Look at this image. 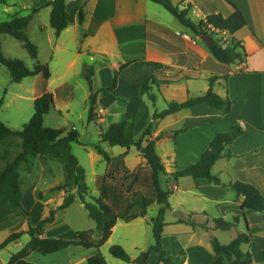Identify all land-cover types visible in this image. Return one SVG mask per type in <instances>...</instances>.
<instances>
[{"label":"crops","instance_id":"crops-1","mask_svg":"<svg viewBox=\"0 0 264 264\" xmlns=\"http://www.w3.org/2000/svg\"><path fill=\"white\" fill-rule=\"evenodd\" d=\"M41 1L43 4L39 13L46 8L51 15L52 8L48 6L50 0ZM172 2L181 9L190 7L189 17L196 23L206 21L212 14L228 18L236 9L239 10L248 26L234 35L229 34V38L242 45L247 55L246 60L231 65L220 63L209 49L212 42L209 36L194 35L163 6L150 0H66L70 26L57 37L55 49H64L67 35L69 39H78L81 29L84 39L80 46L79 43L76 44V60L69 63L67 70L74 67L82 56L89 55L96 66L100 63L104 65L103 69L108 75L107 87L112 85L114 72L127 64L119 77L117 89L113 92L119 100L106 113L107 118L115 122L134 121L137 137L142 136L156 111L160 113L166 109L165 101L183 103L189 97L201 96L209 89V79L218 78L214 91L232 101L231 113L225 114L207 105H199L168 116L154 127L153 139L166 133L157 142V153L166 169L171 170L168 178L161 177V184L164 190L172 191V195L175 193V203L172 204L170 197L172 209L166 214L163 244L166 251L169 243L178 249L172 257L179 258L180 264H226L224 257L215 256L211 237L216 236L222 244L227 245L239 233H249L252 242L242 249L259 256V252L264 251V211H243L244 198L238 196L230 185L236 182L251 184L264 196V0ZM81 5H84L85 11L82 25L77 17V10ZM101 59H106L108 63ZM158 63L169 66L174 75L183 79L178 83L161 85L159 98L154 106L147 97H141L140 87L154 72ZM47 65L51 80V67ZM187 76L193 79H184ZM197 76L199 78L194 79ZM37 79L49 82L42 75ZM45 91L55 96L56 106L58 94L52 93L48 88ZM37 98L38 95L35 96ZM57 107L61 110L58 105ZM236 125L242 129V135L229 147L232 157L220 159L213 168V174L226 187L207 179L184 177L175 180L172 177L176 170L197 163L217 134L228 133ZM179 130L185 132L173 137L172 133ZM159 148H162L163 153ZM125 152L127 151L121 154ZM134 153L135 156L130 157V149L125 158V166L131 171L139 166H146V161L139 152ZM2 166L4 162H0V170ZM40 191L37 185L31 184L24 193L23 207L15 210L10 208L7 199H3L0 203V235L3 236L0 244L13 233L27 231L31 223L37 225L54 210L51 206L58 208L62 204L64 194L42 201ZM55 201L57 202L52 204ZM79 204L83 206L76 202L70 208ZM134 209L131 211V216L135 217L133 221L137 219L133 214ZM67 210L57 215L45 237L65 240L77 238L81 230L72 227L64 218ZM169 213L175 214L177 218L169 219ZM190 215L194 216L198 224L217 218L234 221L235 217H239L240 222L230 231L208 232L201 227L193 228L179 223L180 219L188 220ZM133 221L119 220L113 233L122 222L129 225ZM22 224L26 226L23 227ZM209 227H213V223ZM183 237L188 238V241L184 242ZM22 238L0 251V264L8 263L12 255L8 250L11 246L19 251L26 245ZM6 253L9 256L7 260L3 257ZM96 253V249L72 246L68 250L47 256L32 253L27 260L33 264H85ZM167 253L171 256L168 251ZM139 256L131 258L136 261ZM154 257L157 255L152 253L151 259ZM252 264H264V261H254Z\"/></svg>","mask_w":264,"mask_h":264},{"label":"trees","instance_id":"trees-1","mask_svg":"<svg viewBox=\"0 0 264 264\" xmlns=\"http://www.w3.org/2000/svg\"><path fill=\"white\" fill-rule=\"evenodd\" d=\"M163 6L177 20L194 35L203 37L209 36L212 40L209 44V49L214 58L225 65L235 64L246 60L242 45L233 41L229 46H222L217 36L222 32H227L234 35L243 28L248 26V23L243 14L236 11L228 18L221 14H212L206 18V21L194 22L189 13L191 8L181 9L174 5L172 0H150ZM8 0H0V6L6 5ZM48 6L52 8L50 15V25L55 30L57 37L70 26V16L66 0H50ZM79 24L85 21L84 5L79 6L77 10ZM33 21V15L25 17H16L10 21L0 24V64L4 66L10 73L14 83H21L26 78H33L42 75L44 80L48 81L51 77L48 65H37L31 69L22 61L11 60L5 57L2 51L1 37L9 35L21 41L30 57L38 60L39 48L34 44L26 30ZM209 27L214 28L217 32L214 34L209 32ZM126 65H122L114 72L113 82L110 87L102 88L98 91L93 89V71L92 68L87 70L86 79L90 88L89 96V121L95 122L97 119V106L106 110L110 109L119 99L114 96L119 77L126 69ZM199 76L194 77L198 79ZM183 78L174 75L169 66L156 64L154 72L147 77L141 87L140 95L142 98L147 97L155 106L157 96L153 93L154 88L160 91L161 85H169L178 83ZM184 79H193L187 76ZM217 77L209 79L208 91L198 97H189L185 102H166V109L160 113L157 111L152 116V119L142 136L137 140L134 132L133 121H121L111 123L106 131L102 134V142L110 147H121L127 149V152L112 157L100 145L95 146L97 153L102 156L103 160L108 165H113L115 162H122L128 155V151L134 147L139 152L140 156L146 161L147 169H150L149 177L145 178L143 174L138 175L135 171L132 173L124 165V171L133 180L130 182L126 190L121 186L120 189L124 192L120 209L114 212L108 205L110 201V192L101 189L100 195L92 197L86 182V171L80 165L77 157L72 153V145L80 143L79 134H65L63 129H55L45 126V116L50 113L55 106L54 95L47 92L38 97L34 101L35 113L30 121L24 125L21 131H14L0 121V145L2 149L10 147V141L14 138L21 139V152L9 159L7 156L2 160L6 165L0 170V203L3 199H7L12 210L23 207L24 192L21 183V174L19 172L21 164H28L30 158H40L46 160L48 158L58 159L63 165L65 172V183L55 188V191H64L66 193L62 204L56 209L51 210L49 215L41 220L37 225L30 226L25 232H17L11 234L4 242L0 244V251L6 249L11 244L19 241L24 235L30 236V241L22 247L17 253L11 255L7 264H33L27 259L32 253H39L47 256L62 252L72 246L83 247L85 249H96L97 253L91 256L87 264H108L100 249L109 241L119 220L131 221V211L135 207L148 209L153 205L160 207L157 217L152 220L153 235L155 244L148 249L142 257L136 260L139 264H149L152 253L158 256L159 264H171L173 257L169 256L164 248L163 238L164 229L166 227V214L170 211V197L172 191L164 190L161 184L162 175L166 174V167L157 153V142L162 139L166 133L161 134L158 138L153 139V131L155 125L168 116L174 115L182 110H188L199 105H207L213 109L223 111L225 114L231 113L233 103L229 98H223L214 91V86ZM4 101L0 100V112L3 108ZM185 132V130L174 131L173 137ZM242 135V129L236 125L230 132L217 134L208 149L203 153L201 159L190 164L182 170H176L172 177L179 180L184 177L193 179H207L210 182L226 187L220 178L213 174V168L217 161L222 158H230L232 154L229 150L231 144ZM219 150L222 153L219 154ZM146 169V170H147ZM30 171V170H29ZM105 187L106 184H105ZM230 187L244 198L242 201L243 211H264V196L253 185L236 182ZM75 191V192H74ZM90 198V199H89ZM83 204L87 211L88 218L96 224V230L100 240L96 241L91 231H82L77 234L75 240L53 239L45 237L47 229L52 226L59 212L69 209L76 202ZM240 222L239 217H235L234 221H226L222 218L206 220L203 224H198L194 220V216L190 215L188 220L180 219L179 223L187 224L193 228L201 227L204 230L211 231H230ZM213 223V227L209 224ZM252 242V236L249 233H239L229 244H222L216 236L211 237V246L216 257L222 256L225 258L226 264H252L254 261H264V251L259 252L255 256L251 252L243 251L242 247ZM110 254L127 264L134 262L131 256L125 249L119 245H114L110 248Z\"/></svg>","mask_w":264,"mask_h":264},{"label":"rangeland","instance_id":"rangeland-1","mask_svg":"<svg viewBox=\"0 0 264 264\" xmlns=\"http://www.w3.org/2000/svg\"><path fill=\"white\" fill-rule=\"evenodd\" d=\"M42 4L41 0H8L6 5L0 6V24L16 17L33 15V21L26 32L30 40L39 48L38 60H34L30 57L21 41L9 35H3L1 41L2 51L5 57L11 60L22 61L31 69H33L37 63L41 65L49 64L52 72V79L49 80V82H44L43 79L38 81L37 76L26 78L21 83H14L9 71L0 64V100L4 101L3 108L0 112V121L14 131H21L35 113V96L38 95V97H40L47 93L45 91L47 88L52 93L58 94L59 98L57 100V105L61 110H59L57 105L54 106L50 113L45 116V126L63 129L65 131L64 135L69 133L79 134L80 143L72 145V153L77 157L80 165L86 171V182L90 190V195L92 197H97L100 195L101 189L106 192L109 190L111 196L108 205L114 212H118L124 197V192L119 187L122 186L124 190H126L127 185L132 182L133 178L125 173L123 168L125 164L123 165L122 162H115L112 166L108 165L103 160L102 156L97 153L95 146L100 145L112 157H118L123 151H127V149L109 147L102 142V134L111 123L115 122L109 117L107 118L108 114L106 113V109L97 106L96 121H89L88 98L91 92L86 79L87 70L92 68V82L95 92L103 87H107V72L103 69V64L100 63L96 66L89 55L82 56L81 59H78L74 67L67 70L69 63L76 60V44L79 43L80 46L81 41L84 39V34L80 29L78 39H69L67 35L64 41V49L60 51L56 50L57 35L50 25L49 11L45 8L41 9L39 13V8ZM45 28L48 31H46ZM215 40H218L222 46H229L228 42L224 41L223 36L219 35ZM228 41H231V43L233 42L230 38ZM101 61L108 63L106 59H101ZM153 93L159 98V90L156 91L154 88ZM151 105L152 104H150V107L152 108ZM136 138L137 140L140 139V137L137 136ZM9 144L10 147L6 149H2L0 145V162H4L2 159L5 157L7 159V156L10 160L14 159L21 151V139L14 138ZM131 150L132 154L130 157L135 156L134 152H136L137 149L132 147ZM159 150L163 153L162 148H159ZM29 161L28 164H21L19 169L23 192L25 193L30 185L34 183L41 190V200L56 198L58 194H64L65 197L66 193L64 191H55L56 187L66 182L65 172L61 162L54 158L43 160L35 157L30 158ZM122 161L125 163V159ZM5 165L6 162H4V166ZM4 166H2V168ZM146 169L147 166H139L133 171L138 175L143 174L144 177L147 178L151 171L150 169ZM133 171L129 170L130 173ZM169 172H171V170L166 169V174L162 175V178H168ZM105 184L107 187H105ZM174 195L175 193L171 195L172 204L175 203ZM56 202L57 201L52 202V204ZM51 207H53L54 210L57 209L55 206ZM158 209V205H153L148 209L137 207L133 211L137 219L133 221L135 219V217H133L131 220L133 222L131 224L126 225V223L122 222L121 225L117 227L109 241L100 249V252L103 254L108 264H127L114 258L110 254L109 250L114 245L123 247L130 256H139L142 252L147 251L155 244L152 220L157 217ZM145 210H147L146 213ZM64 214V218L67 219L72 227H76L81 230V232L90 231L89 229L93 228L91 232L95 240H100L96 230V224L88 218L87 211L83 206L80 204L76 205L68 209ZM168 218L173 220L176 219L177 216L169 213ZM32 225L31 223L30 226ZM25 226L26 224L23 225V227ZM21 229L22 228H20L19 231H21ZM2 237L3 236L0 235V241ZM29 240V235H24L22 238L24 244H27L28 242L26 241ZM183 241L187 242L188 238L183 237ZM8 250L12 254L18 252L14 246H11ZM177 250L178 249L175 248L172 243L168 244L167 251L171 256H175ZM3 257L7 260L9 257L8 253L4 254ZM141 257L142 256H139V258ZM180 262L181 260L175 257L171 264H180ZM149 264H159L158 256L154 257V259L150 258Z\"/></svg>","mask_w":264,"mask_h":264},{"label":"built area","instance_id":"built-area-1","mask_svg":"<svg viewBox=\"0 0 264 264\" xmlns=\"http://www.w3.org/2000/svg\"><path fill=\"white\" fill-rule=\"evenodd\" d=\"M209 32H211L212 34H214L215 32H217L214 28H212V27H209ZM220 36H223L224 37V41L226 42H228V44L229 45H231L232 43H231V41H228V39H229V33H227V32H222V33H220ZM185 37L186 38H189L187 35H185ZM55 97V96H54Z\"/></svg>","mask_w":264,"mask_h":264},{"label":"water","instance_id":"water-1","mask_svg":"<svg viewBox=\"0 0 264 264\" xmlns=\"http://www.w3.org/2000/svg\"><path fill=\"white\" fill-rule=\"evenodd\" d=\"M219 154H221L222 153V150H219V152H218ZM75 192V191H74ZM130 264H139V262H137V261H134V262H132V263H130Z\"/></svg>","mask_w":264,"mask_h":264}]
</instances>
